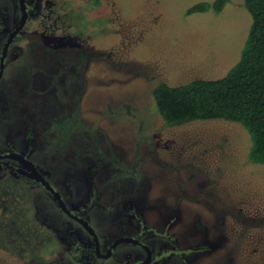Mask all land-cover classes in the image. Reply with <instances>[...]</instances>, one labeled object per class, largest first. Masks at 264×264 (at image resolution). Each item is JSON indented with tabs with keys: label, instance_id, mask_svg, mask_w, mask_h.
<instances>
[{
	"label": "rangeland",
	"instance_id": "obj_1",
	"mask_svg": "<svg viewBox=\"0 0 264 264\" xmlns=\"http://www.w3.org/2000/svg\"><path fill=\"white\" fill-rule=\"evenodd\" d=\"M202 1L41 0L4 63L0 149L26 152L66 199L90 177L101 242L125 198L149 230L172 223L171 236L203 244L188 264H264V164L250 160L249 132L225 119L166 124L153 97L161 82L220 78L239 60L244 0L187 13ZM16 7L0 0V16ZM65 221L48 191L0 169V264H85L64 251Z\"/></svg>",
	"mask_w": 264,
	"mask_h": 264
},
{
	"label": "flooded vegetation",
	"instance_id": "obj_2",
	"mask_svg": "<svg viewBox=\"0 0 264 264\" xmlns=\"http://www.w3.org/2000/svg\"><path fill=\"white\" fill-rule=\"evenodd\" d=\"M22 2L24 10L21 8L20 0H15L17 13L10 19H8L5 9L3 10V15L0 16V33L4 34L3 41H0L2 43L0 45V58L3 50H5L2 65L3 71L0 79L5 71V60L11 52L9 51L11 44H16L24 39L23 29L27 27L30 19L33 20L32 18L37 17L42 10L40 8L41 0H22ZM23 14L25 20L21 24ZM20 25L21 27L19 28ZM13 33L14 35H12ZM34 90L32 87L31 92ZM17 149L10 141H7L5 148L0 149V169L12 171L26 181L33 182L48 191L40 182L28 177L31 167L26 160L31 161L39 172L35 159H31L26 152L23 153L20 149ZM12 153L20 154L22 158L10 156L9 154ZM62 155L64 157L65 153ZM60 165L68 167L69 164L64 162ZM40 175L43 176L41 173ZM43 178L45 177L43 176ZM67 179L68 186L66 185L67 188L65 187V189L69 192L72 187L71 176H68ZM82 179L87 186L79 188L81 196L77 200L66 199L64 188L61 189L62 194L61 191L51 185L59 193L67 212L59 207L56 198L48 191L59 213L65 216L66 224L63 228L67 248L64 251L68 252L76 261L93 264L97 259L112 258V264H188V262L191 263L192 261V259H189L193 255L191 251H196L203 247V244L196 245L195 242H190L185 236L175 232L174 234L177 236H171L173 224L170 222H166L170 223L169 227L163 225V227H154L153 229L150 227L151 230H149L145 225V217L142 211L125 198L117 200L120 210L116 214L115 223L117 225L112 229L113 236L111 240H102L101 242L91 223V215L97 200L96 188L90 182V177H82ZM132 207H134L133 211L130 210ZM150 237L152 240L158 238L163 243L153 245ZM186 252L188 253L185 255Z\"/></svg>",
	"mask_w": 264,
	"mask_h": 264
},
{
	"label": "trees",
	"instance_id": "obj_3",
	"mask_svg": "<svg viewBox=\"0 0 264 264\" xmlns=\"http://www.w3.org/2000/svg\"><path fill=\"white\" fill-rule=\"evenodd\" d=\"M227 0L202 1L187 13L220 11ZM251 17L237 63L220 78L195 79L153 89L157 110L166 124L184 119H225L239 122L251 136L249 157L264 164V0H244Z\"/></svg>",
	"mask_w": 264,
	"mask_h": 264
},
{
	"label": "water",
	"instance_id": "obj_4",
	"mask_svg": "<svg viewBox=\"0 0 264 264\" xmlns=\"http://www.w3.org/2000/svg\"><path fill=\"white\" fill-rule=\"evenodd\" d=\"M20 4H21V8L22 10H24V4L22 2V0H20ZM22 22L21 24L24 23V14L22 15ZM21 27V25L19 26V28ZM14 35V33L12 34ZM4 56H5V50H3L2 52V55H1V58H0V75L3 71V59H4ZM10 156H14V157H19V158H22V156L20 154H17V153H12V154H9ZM27 163L29 164V166L31 167V170L29 171L28 173V177L37 181V182H40L49 192H51L53 194V196L56 198V201L58 202L59 204V207L67 212V209L63 203V201L61 200V197L59 195V193L51 186V184L45 179L43 178V176L40 175V173L36 170V168L34 167L33 163L29 160H26Z\"/></svg>",
	"mask_w": 264,
	"mask_h": 264
}]
</instances>
